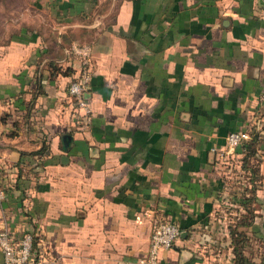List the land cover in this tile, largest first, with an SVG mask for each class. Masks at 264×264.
<instances>
[{
  "label": "crops",
  "instance_id": "crops-1",
  "mask_svg": "<svg viewBox=\"0 0 264 264\" xmlns=\"http://www.w3.org/2000/svg\"><path fill=\"white\" fill-rule=\"evenodd\" d=\"M0 20V228L34 234L35 264H143L158 220L181 230L160 264H235L232 231L264 264V0H0ZM73 44L91 49L88 124ZM252 121L247 202L225 138Z\"/></svg>",
  "mask_w": 264,
  "mask_h": 264
},
{
  "label": "built area",
  "instance_id": "built-area-1",
  "mask_svg": "<svg viewBox=\"0 0 264 264\" xmlns=\"http://www.w3.org/2000/svg\"><path fill=\"white\" fill-rule=\"evenodd\" d=\"M90 50L88 44L72 45L70 51L79 57L80 67L77 76L71 79L67 86L68 94L73 103V111L80 123L85 124L90 123L93 115L90 97L87 96L92 78ZM250 139L251 135L247 129L229 131L225 138V152L234 151L237 146ZM180 231L175 222L158 220L150 233L147 252L139 261L143 264H160L159 254L161 249L172 247L174 241L179 237ZM33 235L31 231H26L18 239H15L6 227L0 228L2 264H35Z\"/></svg>",
  "mask_w": 264,
  "mask_h": 264
},
{
  "label": "trees",
  "instance_id": "trees-1",
  "mask_svg": "<svg viewBox=\"0 0 264 264\" xmlns=\"http://www.w3.org/2000/svg\"><path fill=\"white\" fill-rule=\"evenodd\" d=\"M77 76V75H76ZM75 76V77H76ZM74 77V78H75ZM74 116L75 112H74ZM76 119H78L76 117ZM79 121V119H78ZM80 122V121H79ZM264 124L260 127H263ZM260 127H258L257 122L252 121L250 123V125H248L246 128L251 135V139L247 140L245 142H243L241 144V157L239 160V163L237 161H235L234 159V153L236 152V149L232 152H228L231 156V161L232 163L236 166V162L237 164L240 166L241 172L239 174H236V176L238 175H242L244 177L245 172H249L248 177L246 178V180H248L250 182V192L251 195H246L245 199L248 200L250 199V201L252 202L254 199V192L256 191V189L260 188L262 185V181H261V174H260V155L258 153V148H260L261 142H262V138L260 135ZM243 129V128H240ZM47 145L45 143H43L41 145L40 148H38L37 150H33L32 153H38V154H44L47 151ZM238 182V181H237ZM239 185L244 186L241 182H238ZM248 187V186H246ZM246 218V220H248L249 215L244 216ZM250 217H253V211H250ZM243 222H247L242 220ZM233 237H234V253H235V264H247V258L245 257V255L243 254V242L245 240H247V235H245L244 233H239V232H235L232 231ZM35 236L33 235V250L35 249Z\"/></svg>",
  "mask_w": 264,
  "mask_h": 264
},
{
  "label": "rangeland",
  "instance_id": "rangeland-1",
  "mask_svg": "<svg viewBox=\"0 0 264 264\" xmlns=\"http://www.w3.org/2000/svg\"><path fill=\"white\" fill-rule=\"evenodd\" d=\"M3 21H5V20H3ZM8 38H9V34H8L7 28L5 27V23H2L1 20H0V42L5 41ZM261 98H262V101H263V97H261ZM263 109H264V105H263Z\"/></svg>",
  "mask_w": 264,
  "mask_h": 264
},
{
  "label": "water",
  "instance_id": "water-1",
  "mask_svg": "<svg viewBox=\"0 0 264 264\" xmlns=\"http://www.w3.org/2000/svg\"><path fill=\"white\" fill-rule=\"evenodd\" d=\"M87 96H88V94H87Z\"/></svg>",
  "mask_w": 264,
  "mask_h": 264
}]
</instances>
